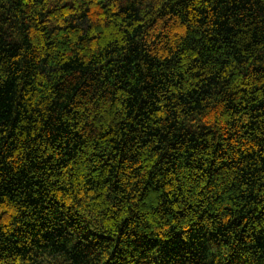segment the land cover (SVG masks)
Here are the masks:
<instances>
[{
    "label": "trees",
    "instance_id": "1",
    "mask_svg": "<svg viewBox=\"0 0 264 264\" xmlns=\"http://www.w3.org/2000/svg\"><path fill=\"white\" fill-rule=\"evenodd\" d=\"M0 264H264V0H0Z\"/></svg>",
    "mask_w": 264,
    "mask_h": 264
}]
</instances>
